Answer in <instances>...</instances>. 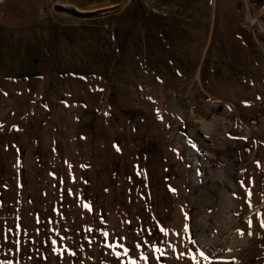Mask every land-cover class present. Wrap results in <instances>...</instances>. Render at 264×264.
Wrapping results in <instances>:
<instances>
[{
  "label": "rangeland",
  "instance_id": "374dc122",
  "mask_svg": "<svg viewBox=\"0 0 264 264\" xmlns=\"http://www.w3.org/2000/svg\"><path fill=\"white\" fill-rule=\"evenodd\" d=\"M0 264H264V0H0Z\"/></svg>",
  "mask_w": 264,
  "mask_h": 264
},
{
  "label": "water",
  "instance_id": "95a60500",
  "mask_svg": "<svg viewBox=\"0 0 264 264\" xmlns=\"http://www.w3.org/2000/svg\"><path fill=\"white\" fill-rule=\"evenodd\" d=\"M236 7L239 9L241 7V3H237Z\"/></svg>",
  "mask_w": 264,
  "mask_h": 264
}]
</instances>
